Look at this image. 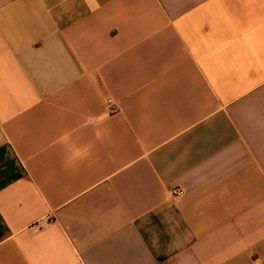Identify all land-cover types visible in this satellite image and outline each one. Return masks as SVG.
<instances>
[{
	"label": "crops",
	"instance_id": "obj_1",
	"mask_svg": "<svg viewBox=\"0 0 264 264\" xmlns=\"http://www.w3.org/2000/svg\"><path fill=\"white\" fill-rule=\"evenodd\" d=\"M0 264H264V0H0Z\"/></svg>",
	"mask_w": 264,
	"mask_h": 264
},
{
	"label": "built area",
	"instance_id": "obj_2",
	"mask_svg": "<svg viewBox=\"0 0 264 264\" xmlns=\"http://www.w3.org/2000/svg\"><path fill=\"white\" fill-rule=\"evenodd\" d=\"M110 104H112V107H117L115 105V103H113V101H110ZM173 193L176 194V195H183L185 193V191L183 189H181V188H175L173 190Z\"/></svg>",
	"mask_w": 264,
	"mask_h": 264
}]
</instances>
